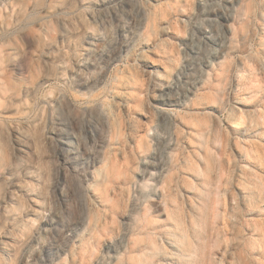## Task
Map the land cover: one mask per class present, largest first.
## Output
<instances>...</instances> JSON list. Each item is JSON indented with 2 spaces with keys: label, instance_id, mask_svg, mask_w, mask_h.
I'll return each mask as SVG.
<instances>
[{
  "label": "rangeland",
  "instance_id": "374dc122",
  "mask_svg": "<svg viewBox=\"0 0 264 264\" xmlns=\"http://www.w3.org/2000/svg\"><path fill=\"white\" fill-rule=\"evenodd\" d=\"M0 264H264V0H0Z\"/></svg>",
  "mask_w": 264,
  "mask_h": 264
},
{
  "label": "bare ground",
  "instance_id": "6f19581e",
  "mask_svg": "<svg viewBox=\"0 0 264 264\" xmlns=\"http://www.w3.org/2000/svg\"><path fill=\"white\" fill-rule=\"evenodd\" d=\"M196 31H197V33L200 32V30H199L198 28L196 29ZM157 87L160 88L161 85H158V84H157ZM163 101H165V103H167V102H168V97H167L166 99H163ZM94 104H95V103H94ZM65 135H66V136H70L71 133H70L69 131H67ZM24 149H25V146L22 145V144H19L18 147H17V150H18L19 152H24V151H25ZM146 166L148 167L149 165L146 164ZM142 175H143V176L146 175V172L143 171V174H142ZM110 177H111V176H110ZM147 192H149V191H147Z\"/></svg>",
  "mask_w": 264,
  "mask_h": 264
}]
</instances>
